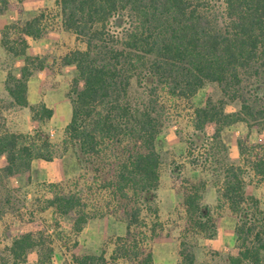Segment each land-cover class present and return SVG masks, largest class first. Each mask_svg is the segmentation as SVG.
I'll use <instances>...</instances> for the list:
<instances>
[{
    "label": "trees",
    "instance_id": "obj_1",
    "mask_svg": "<svg viewBox=\"0 0 264 264\" xmlns=\"http://www.w3.org/2000/svg\"><path fill=\"white\" fill-rule=\"evenodd\" d=\"M23 1L0 0V15L20 13ZM60 32L72 36L74 46L58 57L59 66L75 71L61 144L73 149L80 173L33 185L24 211L29 222L34 214H48L52 222L12 237L13 260L24 261L34 249L39 264L49 262L57 240L68 254L65 264H152L151 244L168 237L156 206L162 164L155 140L167 123L186 118L184 162L210 175L217 203L237 222L228 264H264V212L244 193L247 185L264 186V143H249L246 133L236 141L234 165L227 163L219 138L237 122L248 131L264 128V0H53L31 18L4 25L0 48L8 58L21 59L16 74L7 71L4 90L12 106L28 109L37 127L30 134L0 133V185L14 175L30 183L31 161L54 158L41 129L52 111L41 102L28 105L25 97L29 77L46 67L26 51L29 41ZM206 84L238 109L226 113L227 103L209 100L195 107L192 98ZM208 139L213 153L206 157L199 150L205 151ZM181 171L175 163L169 174L186 229L213 239L215 223L202 210L206 181L184 180ZM6 207L11 209L8 196L0 201V217ZM107 217L125 225L123 236L107 238L97 254L70 253L87 222ZM178 256L191 263L182 252Z\"/></svg>",
    "mask_w": 264,
    "mask_h": 264
},
{
    "label": "rangeland",
    "instance_id": "obj_2",
    "mask_svg": "<svg viewBox=\"0 0 264 264\" xmlns=\"http://www.w3.org/2000/svg\"><path fill=\"white\" fill-rule=\"evenodd\" d=\"M52 1L53 0H26V9L29 13L34 12L35 14L40 8L50 7L52 5ZM13 13L18 17L21 16V13ZM16 20L21 21V19ZM73 46L74 42L72 36L64 32L50 34L39 41L30 42V55H38L41 57L44 60V65L46 67L40 71L42 77H44L43 89L41 91L48 92V94H54L52 98H55L56 92L61 90H66L67 92L69 81L75 75V71L72 67L62 68L58 63V57L62 55L66 49L72 48ZM20 64V59L14 60L8 58L0 48V133L5 131L12 133L13 131L18 132L17 129L23 130L25 114L27 113L28 117L30 114L28 109H21L16 106H12L10 103V98L6 95V92L3 89V82L6 72L12 71L16 73L17 67ZM53 89H56V92L51 91ZM64 96L68 100L65 93ZM207 100H209L211 104L215 106L219 105V101L227 103L223 105L224 112L226 113H231L238 109L237 104L225 102L218 89L210 84L204 85L200 90L197 91V93L192 98V103L195 107H203ZM188 125L189 124L187 123L186 118H184V120H178L177 123H167L162 128L155 140V149L160 156L162 164L158 185L160 197L158 200L156 199L158 218L163 225V234H165V232L168 233L167 238L171 239L177 245V252L180 251L185 256L190 258V264H228V257L234 255L235 244L233 245L232 249H230V251H217L214 248H210L211 244H205L206 241L210 239H205L195 233L188 232L185 226V218L180 195L175 194L171 189L172 179L170 178L169 172L172 168V165L175 163H181V176L184 180L197 181L198 179H204L206 181V187L202 194V210L206 209L210 213L215 226L217 221L223 218L222 221L225 223L220 225L221 230H223V232L226 231L230 225V227H232L231 230L233 232V237L235 238L234 230L237 224L236 219L229 214L225 206H219L216 199L212 202H207V190L214 189L211 184L212 180H210V175L205 171L200 170V168L191 170L184 162L185 143L182 141V139L187 138L189 135L190 127ZM35 127H37V123H35ZM212 127L213 126L209 125L205 129V133L207 134L206 136L208 138L212 134ZM62 129L57 130V132L55 131L52 135L47 134L48 139L53 146V159H61L57 162L59 166L51 164L42 165L39 167V170H41L42 173L41 175H39V170L36 168V171L38 172L35 171L32 174L33 178L30 176V183H27L22 175H14L12 177L4 178L3 183L0 185V201H2L4 196H8L9 202L11 203L10 210L7 207L1 210L3 216L0 217V264H39L37 261L36 250H29L24 261L19 259L14 261L9 254L8 248L10 247L12 237L30 229L34 230L35 228H39L43 221L46 223L52 222V217L48 214H34L32 222H29V216L26 215V212L24 211H26L27 207L26 202H28L34 194L33 185H35V183H49L48 181L50 178H45V176L54 174V171L60 168L62 164L65 168H69L70 165L71 167H74L73 170L75 175L71 178L80 173V166L73 149L69 146L64 147V145L61 144ZM246 133L248 135L249 143H264V128L261 126H253V129L248 131L244 123L237 122L231 126L225 127L220 132L219 138L226 147L225 157H227V163L234 165L239 163L238 159H231L230 145L232 144L236 146L235 142L238 139H241ZM212 144V140L208 139L207 146L204 147L205 151L199 150L202 156L207 157L208 155L209 157L213 153ZM2 165L3 159L0 158V167ZM36 173H38V175H36L37 178L34 176ZM43 173H45V176L41 178ZM65 180L66 179L63 181ZM248 186L250 187L246 188V193H252V195L249 196L256 200L258 209L264 212V186L262 184L257 186ZM169 189H171L172 193L175 194L173 197V207L165 206V203L167 202L165 193ZM14 209L18 211L16 213H12ZM20 214L22 215V218L17 220L15 215ZM61 225L63 227L66 226L64 221L61 223ZM47 231L51 232L52 229L47 228ZM250 241L252 240L249 239V242ZM207 243H209V241H207ZM108 249H110V247H108L107 250ZM72 252L77 255L87 253L86 250L80 247L70 249V253ZM67 255V252H65L64 249L58 245L57 240H55L53 243L52 257L50 258L49 262L44 264H65L68 259ZM118 264L127 263L121 261ZM177 264L189 263L188 260L179 258Z\"/></svg>",
    "mask_w": 264,
    "mask_h": 264
},
{
    "label": "crops",
    "instance_id": "obj_3",
    "mask_svg": "<svg viewBox=\"0 0 264 264\" xmlns=\"http://www.w3.org/2000/svg\"><path fill=\"white\" fill-rule=\"evenodd\" d=\"M21 6L22 7H21L20 15L23 17L21 16L18 17L13 12H6L5 14L0 15V30L2 29L4 25L12 21H15L16 19H21V21H25L35 15L34 12L29 13L27 11L26 0L23 1ZM30 42H33V41H29L28 42L29 45H30ZM29 45L26 51L28 55H30ZM16 59H20V58H16ZM35 73L36 74H32L27 81V89H26V95H25L26 101L28 105H36L41 102L52 111L50 119L47 121V123L44 126L41 127V129L44 130L46 134L52 135L55 131L57 132V130L62 129L69 121L70 106H69L68 100L64 96V93L66 94L67 92L66 90H61L59 92H56V89H53L51 91H55L57 94L55 93L56 95L55 98H52L54 94L49 93L50 94L49 95L48 92L41 91L43 89V84H44V77H42V74L40 72H35ZM3 89H4V82H3ZM18 108H21V107H18ZM21 109H27V108H21ZM23 124H24L23 130L17 129L18 132L13 131V133L30 134L36 128L35 123H33L30 119V114L28 117L27 113L25 114V122L23 121ZM235 148H236L235 145H232V144L230 145V156L232 160H237V159L239 160L237 148L236 149ZM0 158L3 159L2 157ZM60 160L61 159H58V160L52 159L49 162H45L41 160L31 161L30 170H29V174L31 178H33L32 174L36 171V168L39 170L40 166L47 165V164L57 166L58 165L57 162ZM73 169L74 167H71V165L69 168H65L64 165L62 164L60 168L54 171V174L45 176V173H43L41 178H43L44 176L45 178L49 177L50 178V180L48 181L49 183L61 182L64 179H69L75 175ZM41 174H42L41 170H39V175ZM36 175H38V173L34 174L35 177ZM248 187L250 186L248 185L245 186L244 193L245 195L249 196V195H252V193H246L245 191L246 188ZM207 193H208L207 202H210V201L212 202L216 199V194H215L214 189H208ZM165 195L167 197V202L165 203V206L173 207L174 205L173 197L175 196V194L172 193L171 189H169L165 193ZM156 196L158 200L160 197L159 189H157L156 191ZM222 219L221 220L219 219L216 223V230H217L216 237L213 239L207 240L209 241V243H207L206 241L205 244L206 245L211 244L210 248H214L217 251L219 250L220 251H224V250L230 251V249H232L233 245L235 244V238L233 237V232L231 230L232 227H230V225L228 226L226 231L223 232V230H221L220 225L225 223L222 221ZM124 233H125V225L111 217H107L104 219L90 220L89 222L85 224V226L82 228L81 232L78 235L77 247H80L86 250L87 253L97 254L101 249L102 243L107 238L121 237L124 235ZM151 260H152V264H177L179 261L177 245L171 239H168V238H160V239L155 240L151 244Z\"/></svg>",
    "mask_w": 264,
    "mask_h": 264
}]
</instances>
